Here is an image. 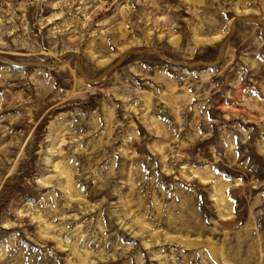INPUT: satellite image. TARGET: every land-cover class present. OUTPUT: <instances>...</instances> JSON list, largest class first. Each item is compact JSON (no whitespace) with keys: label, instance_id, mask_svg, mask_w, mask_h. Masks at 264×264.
<instances>
[{"label":"rangeland","instance_id":"obj_1","mask_svg":"<svg viewBox=\"0 0 264 264\" xmlns=\"http://www.w3.org/2000/svg\"><path fill=\"white\" fill-rule=\"evenodd\" d=\"M261 20L0 0V264H264Z\"/></svg>","mask_w":264,"mask_h":264},{"label":"water","instance_id":"obj_2","mask_svg":"<svg viewBox=\"0 0 264 264\" xmlns=\"http://www.w3.org/2000/svg\"><path fill=\"white\" fill-rule=\"evenodd\" d=\"M242 21H244V20H242ZM244 22H248V21H244ZM258 22H259V23H262V24L264 25V21H263V20L258 21ZM148 50H150V49H148ZM222 50H223V47L220 48V51H219V53H218V57H217L218 59H220V57H221V55H222ZM150 51L155 52L156 54H158V55L162 58V56H161L157 51H155V50H150ZM141 52H142V51H129V52H127L126 54H124V56H123V57H122L117 63H115V64L109 66V67L104 71V73L101 75L100 78H98V79H96V80H93V81H92V80H88V79H86L83 70L80 69V72H81L82 78H83L86 82H88V83H96L97 81L103 79V78H104V77H105V76H106V75H107L112 69H114L115 67L121 65V64L124 62L125 58H126L129 54H138V53H141ZM71 53H74V52H66V53L62 54V55L60 56V58L58 59V61H61L62 59H64V57H66L67 55H69V54H71ZM217 63H218V61L213 62V63H211V64H206L205 66L216 65ZM192 65H193V64H190V65H188V66H192Z\"/></svg>","mask_w":264,"mask_h":264}]
</instances>
